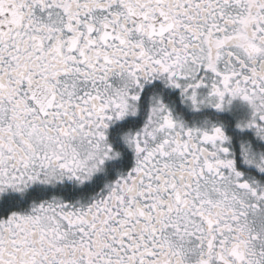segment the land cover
<instances>
[{
  "label": "snow or ice",
  "instance_id": "obj_1",
  "mask_svg": "<svg viewBox=\"0 0 264 264\" xmlns=\"http://www.w3.org/2000/svg\"><path fill=\"white\" fill-rule=\"evenodd\" d=\"M0 264H264V0H0Z\"/></svg>",
  "mask_w": 264,
  "mask_h": 264
}]
</instances>
